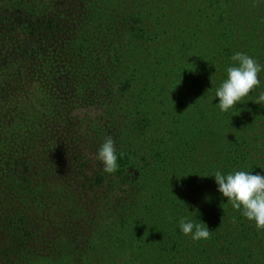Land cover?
<instances>
[{"label": "trees", "instance_id": "1", "mask_svg": "<svg viewBox=\"0 0 264 264\" xmlns=\"http://www.w3.org/2000/svg\"><path fill=\"white\" fill-rule=\"evenodd\" d=\"M110 1L113 23L101 6L104 0H0V68L6 67L0 71L2 90L15 85L26 91L30 81L39 86L57 78L60 87L70 91L78 75L87 79L86 90L79 91L86 94L80 103L102 102L101 120L107 122L103 130L101 120L81 121L99 129L100 137L105 131L111 134L119 165L114 174L103 171L97 153L104 141L97 139L94 158L83 155L84 162L75 164L85 177L76 171L74 182L67 179L58 191L80 206L82 249L66 244L41 249L36 259L20 258L31 264H264V230L227 202L211 176L238 170L264 175V104L254 101L264 91V69L260 86L228 111L220 110L216 97L236 52L249 54L264 66V0H165L169 8L161 7L162 15L183 25V31L168 30L171 24L163 21L159 31L168 37L157 47L140 44L141 37L153 34L146 18L156 12L150 0ZM61 3L67 7L61 9ZM89 9L102 20L106 17V24L95 27ZM76 11L78 22L69 20ZM188 41L189 47L197 45L204 53L188 56L180 66ZM202 69L207 74L198 84L195 72ZM41 70L46 74H38ZM186 87L189 94L183 96ZM165 88L180 89V95ZM2 90L1 128L14 123L21 131L0 133V163L11 166L19 158L26 170L16 180L3 177L0 198L9 205L13 199L4 193L13 189L31 195L34 183H42L45 174L37 163L41 165L49 154L42 144L52 139L48 132L44 137L35 121L54 114L46 126L56 122L64 129L73 104L66 99L56 108L51 104L56 111L32 114L34 121L22 126L27 120L23 105L7 101ZM168 131L171 134H165ZM89 191L94 192L91 197ZM183 217L212 230L210 238L196 241L185 235L180 228ZM125 251L132 261H116V255Z\"/></svg>", "mask_w": 264, "mask_h": 264}, {"label": "rangeland", "instance_id": "2", "mask_svg": "<svg viewBox=\"0 0 264 264\" xmlns=\"http://www.w3.org/2000/svg\"><path fill=\"white\" fill-rule=\"evenodd\" d=\"M164 1L165 0H162V2L159 0L149 1L150 6L156 11L154 13H149L153 15L146 16L150 22L149 26L153 31V34L151 36L146 35L145 39L141 37L140 44L143 41L148 43L149 46L152 45L157 47L160 40H167L168 34H162L160 33L161 31H159V28L161 27L160 24H164L167 21L169 23L166 24V26L171 24L168 30L176 28L177 34L183 31V25L177 26L175 23L176 20L170 21L166 18V16L162 15V11H166L169 8V6L164 3ZM101 6L104 7L108 18H111L110 22L113 23L112 17L114 13L112 12V2L110 0H104V3ZM65 7H67V4H60L61 9H65ZM161 7L163 10H161ZM87 14L89 20L93 22L95 27H102L104 24H106V20L104 21L106 17L102 20L99 14L92 13V9H89ZM78 15L79 14L77 11L73 14H69V20L78 22ZM177 20H182V18ZM140 24L143 25L142 20L140 21ZM145 26H148V24L146 23ZM194 36H198V33L196 32ZM190 43L191 41H188L186 48H184L186 49L185 57L182 60H178V62L181 64L180 66L184 65L188 56H195V54H197L199 58L202 57L204 53L203 49L197 47V45L194 47H189ZM154 50H156V48ZM119 56L120 59H123L121 55ZM5 58L8 60V54H6ZM5 68L6 67L0 68V71H3ZM42 69H44V67H42ZM200 72L202 73H199V71L195 72L198 84H202L200 79L203 75L207 74V72L203 69ZM38 74L42 76L45 75L46 72L41 70L38 72ZM219 76L220 75L217 77L219 78ZM217 77H213V79L217 80ZM10 79L11 77L8 79V81ZM77 81L78 83H76V85L73 86L70 91H64L58 84L57 78H55L54 81H46L39 86L37 85L36 81H30L26 85V91H23L21 88L16 87L15 85H9L7 90H2L3 86H0V91L2 90V92L7 93V101L18 102L19 104L23 105V107H21L23 108L22 115H26L24 118H27V120L24 125L22 124V126H27L34 121L31 120L33 118L31 117L32 114H37L40 116L44 115L45 113L47 116L49 112L56 111L54 109L56 108L55 105H62L64 99H66V101L70 104H73L70 108L73 109L71 115L67 116V122L70 124L68 127H65L64 125V129L61 127L59 129L56 122L50 128L46 126L48 119L54 116V114L35 121L37 129L44 131V137H46V133L48 132L47 135L52 139L49 144L47 140L42 144L43 150L47 151L49 154L46 155L45 161L41 165L37 163L40 170L45 173L44 176H42V183L39 181L34 183L33 192H31V195L26 193L17 194L13 189L10 194L4 193V197H12L13 199L12 202L8 201L9 205H4L3 198H0L1 264H19L20 262L31 264V261L23 260L20 257L31 260L36 259L35 255L37 251L41 249L51 250L57 248L60 245L67 244L70 246V249L74 248L75 246H78V248L82 249L78 237H83L85 229L81 228L80 225L83 226V224L79 223L78 221L80 218V206L64 197H60L58 195V191L65 187L64 183L67 179L74 182L73 177L76 171L81 174V176L85 177V174L81 169H77V167L75 168V164L82 160L84 162L83 155H90L94 158L95 154L93 145L96 140L99 139L102 142V140L104 141L105 137L109 135L111 136V134L105 131L102 134L104 137H100L97 135L100 134L99 129L94 131L88 125V123H82L81 120L85 118H89L92 121L103 119L101 115L104 113V104L98 101H96L97 103H91L88 102V100L80 103L82 96L86 94H81L79 91L81 89L84 91L86 90L84 85L87 82V79H81V77L78 75ZM21 85L23 87L25 84ZM14 86L16 87L15 94L12 93V88ZM105 86L107 87L108 84L105 83V85L102 86V90H104ZM116 87L117 84H114L113 89H116ZM162 89L163 88L160 87V91ZM187 90L188 89L186 87L182 92L183 96H187L189 94ZM164 91L169 94L173 91L176 95H180V89L176 90L175 88H165ZM90 92L93 93V89H90ZM11 98L12 100H10ZM104 100L106 99L104 98ZM213 101L214 99H212V103ZM51 104H54V108L51 107ZM159 108H162L161 105H159ZM100 122H102V129L104 130L105 125L103 123H106L107 121L101 120ZM2 126L3 124L0 123L1 135L5 131L13 135H17L16 133L19 134L21 131V128L15 126L14 123L7 128H1ZM155 128H157V124L155 125ZM165 134L171 133L168 131V133ZM20 162L21 160L16 158V161H13L11 166H2L0 163V184L3 182V180H5L3 177L9 179L14 178L16 180L26 175V170L23 169V165ZM81 164L82 162H79L77 166ZM31 171L35 172L34 169H31ZM86 172L90 173L89 170ZM65 190H68L67 187ZM93 194V191H89L87 197H91ZM50 196L51 199H49ZM103 219L108 222L110 221V218L105 214L103 215ZM69 221H73L74 224L78 223V225H72ZM17 222L22 225L16 226L18 225L16 224ZM23 226L27 228L24 229ZM81 231H83V233H81ZM116 234L119 237L117 232ZM67 250L68 252H72L69 249ZM69 257L74 258L73 256ZM115 259L118 262L132 261V257L126 251L123 255L117 254Z\"/></svg>", "mask_w": 264, "mask_h": 264}, {"label": "clouds", "instance_id": "3", "mask_svg": "<svg viewBox=\"0 0 264 264\" xmlns=\"http://www.w3.org/2000/svg\"><path fill=\"white\" fill-rule=\"evenodd\" d=\"M231 59L235 64L227 68V78L216 90L221 111H228L236 106L260 86L259 73L264 69L257 59L243 52H236ZM254 101L264 104V91ZM123 155L121 152L120 156ZM97 158L103 163L104 172L114 174L118 170L117 149L112 136L105 137ZM211 176L215 177L218 191L227 198V202H230L234 209L242 211L245 218L254 221L258 230H264V175L238 170L227 175L216 171ZM168 220L171 222L172 217L169 216ZM180 228L185 235H191L196 241L209 239L212 231L188 217L181 218Z\"/></svg>", "mask_w": 264, "mask_h": 264}]
</instances>
